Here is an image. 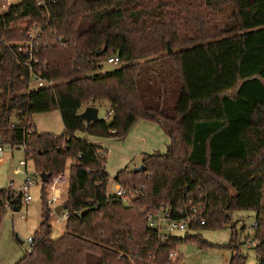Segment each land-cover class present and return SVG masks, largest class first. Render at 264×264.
I'll use <instances>...</instances> for the list:
<instances>
[{
  "label": "trees",
  "instance_id": "16d2710c",
  "mask_svg": "<svg viewBox=\"0 0 264 264\" xmlns=\"http://www.w3.org/2000/svg\"><path fill=\"white\" fill-rule=\"evenodd\" d=\"M38 1L0 0V132L48 183L72 161L62 204L69 219L54 239L43 187L33 249L16 264H166L182 242L214 247L199 232L224 228L231 240L216 246L232 252L229 264H247L232 218L245 210L256 213L247 239L264 264V0ZM34 25L44 36L33 72L53 82L39 89L16 59ZM112 56L120 63L103 70ZM97 101L112 115L88 126L79 115ZM54 110L64 132H39L34 115ZM139 120L159 124L169 144L143 153L145 171L127 166L114 177L128 206L108 196V150L77 133L124 139ZM21 199L0 189V227ZM188 200L203 206L205 224L162 243L147 213Z\"/></svg>",
  "mask_w": 264,
  "mask_h": 264
},
{
  "label": "rangeland",
  "instance_id": "374dc122",
  "mask_svg": "<svg viewBox=\"0 0 264 264\" xmlns=\"http://www.w3.org/2000/svg\"><path fill=\"white\" fill-rule=\"evenodd\" d=\"M18 3V0H13ZM1 11V10H0ZM228 14L230 9L227 10ZM173 52L174 48L171 46ZM167 52L162 53L166 55ZM117 65H104V69H111ZM43 84L33 85L32 89L42 88ZM3 98L0 97V111L3 108ZM99 109V118H107V111L110 105L106 101H97L90 104ZM86 108V107H85ZM109 117V116H108ZM33 120L39 132H48L53 134H62L64 125L59 110L52 112L36 114ZM146 125V126H144ZM0 132V137H1ZM78 136L85 138L88 142L103 146L108 150L107 171L110 176L108 191H115L114 177L127 166L134 169L141 165L143 153H154L157 151L166 152L169 140L157 123L138 121L124 139L106 138L96 135L78 132ZM5 160L0 163V189H10L12 193L17 194L25 181V167H20V161L25 160V149L21 147L12 148L10 145L4 146ZM27 170L29 176L34 177L37 172L34 162L27 159ZM71 160L67 163L66 170L70 168ZM20 167L19 170L17 168ZM69 172V171H68ZM45 188L47 197L48 188L42 184L31 187L30 193L33 200L30 204L23 203L19 211H14L13 207L8 206L0 228V264H16L29 250L28 239L34 237L35 231L41 223L43 208L42 189ZM64 197L67 198V189ZM47 205V202H46ZM48 207V206H47ZM57 215H52V237L59 238L66 229V222L60 223ZM239 232V240L242 244L241 250L247 256L248 264H257V254L251 248L247 237H252L254 233V224L256 221L255 211H234L232 214ZM245 228L242 232V228ZM204 240L214 244V247H201L195 240L185 241L178 245L177 251L180 259L187 264H229L231 251L221 249L216 245H226L230 242L232 232L230 228L224 229H204L199 232ZM184 232H176L173 236H185ZM196 234V233H192Z\"/></svg>",
  "mask_w": 264,
  "mask_h": 264
},
{
  "label": "built area",
  "instance_id": "2783aa9c",
  "mask_svg": "<svg viewBox=\"0 0 264 264\" xmlns=\"http://www.w3.org/2000/svg\"><path fill=\"white\" fill-rule=\"evenodd\" d=\"M5 6H10L15 4L13 0H3ZM20 1V0H18ZM43 1H38V6L43 5ZM44 36L43 31L37 25L32 26L27 32V40L20 46V52L23 54V59L17 57V62L22 67H28L31 72L30 77V88L36 84H43L42 87L51 86L53 82H49L44 79L40 74H35L33 72L32 63H38V59L36 57L35 48L39 39ZM108 64L118 65L120 63L119 56H112L107 60ZM112 112H109L107 116H111ZM4 142L0 137V163L5 160V150H4ZM27 159L20 161V167H25V181L20 188V191L17 195H22L21 202L22 204H30L33 200V197L30 193V189L32 186L37 184H42L48 188L47 192V206L51 210L52 215H57V219L60 223H65L69 219V212L62 209L60 214L56 213V209L59 205H62L66 198L64 197V193L66 191V186L69 184V172L64 170L58 176L53 178L51 183H44L41 174L39 172L33 173L34 177L29 176V172L27 170ZM17 168V170L20 169ZM68 189V188H67ZM68 191V190H67ZM116 194L118 197L123 199L124 204L130 205V197L128 196V191L121 185L115 183V191H108V196ZM202 210L203 206L200 203H195L192 200L184 201L179 208L176 210H172L168 207H160L154 209L147 213L146 219L148 225L151 229L157 231L159 235V239L162 243H166L171 236L176 232H188L195 233L196 230L192 228V225L201 223L205 224V220H202ZM256 225V223H255ZM28 243L30 244V248L28 252H31L33 249L34 238L30 237L28 239ZM166 264H187L185 261L180 259V254L177 250L171 251L169 253V262Z\"/></svg>",
  "mask_w": 264,
  "mask_h": 264
},
{
  "label": "water",
  "instance_id": "95a60500",
  "mask_svg": "<svg viewBox=\"0 0 264 264\" xmlns=\"http://www.w3.org/2000/svg\"><path fill=\"white\" fill-rule=\"evenodd\" d=\"M172 51H173L172 48L169 46L168 53H172ZM79 116L89 126L93 121H96L99 119V109L97 107H94V106H88L84 109V111L82 113H80ZM145 169L146 168H145L144 164H141V165L135 167L133 170H134V172H143V171H145ZM41 178H42L44 183H48L50 177L48 174L42 173ZM62 209H63L62 205H59L56 209V213L60 214ZM13 210L19 211V209L17 207H14Z\"/></svg>",
  "mask_w": 264,
  "mask_h": 264
},
{
  "label": "crops",
  "instance_id": "0c3cea01",
  "mask_svg": "<svg viewBox=\"0 0 264 264\" xmlns=\"http://www.w3.org/2000/svg\"><path fill=\"white\" fill-rule=\"evenodd\" d=\"M139 121H143V122H149V124L151 123V124H155V122H151V121H146V120H139ZM138 123V122H137ZM136 125V124H135ZM158 125V124H157ZM144 126H146V125H144ZM44 133V132H43ZM77 136H78V133H77ZM78 137H80V136H78ZM98 146H100V145H98ZM101 147H103V146H101ZM18 149H20V148H18ZM71 165V164H70ZM1 228V227H0ZM247 264H248V262H247Z\"/></svg>",
  "mask_w": 264,
  "mask_h": 264
}]
</instances>
